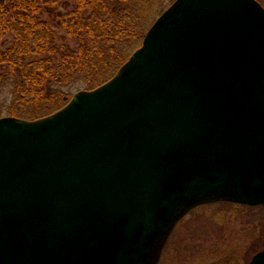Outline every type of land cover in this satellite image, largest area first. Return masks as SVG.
Here are the masks:
<instances>
[{
	"label": "water",
	"instance_id": "water-1",
	"mask_svg": "<svg viewBox=\"0 0 264 264\" xmlns=\"http://www.w3.org/2000/svg\"><path fill=\"white\" fill-rule=\"evenodd\" d=\"M218 202L264 209L256 0H175L107 82L0 118V264H158L176 224Z\"/></svg>",
	"mask_w": 264,
	"mask_h": 264
},
{
	"label": "trees",
	"instance_id": "trees-1",
	"mask_svg": "<svg viewBox=\"0 0 264 264\" xmlns=\"http://www.w3.org/2000/svg\"><path fill=\"white\" fill-rule=\"evenodd\" d=\"M134 1L0 0V97L9 95L0 118L52 114L66 104L64 88L78 77L88 90L106 82L101 72L134 35Z\"/></svg>",
	"mask_w": 264,
	"mask_h": 264
},
{
	"label": "rangeland",
	"instance_id": "rangeland-1",
	"mask_svg": "<svg viewBox=\"0 0 264 264\" xmlns=\"http://www.w3.org/2000/svg\"><path fill=\"white\" fill-rule=\"evenodd\" d=\"M174 1L135 0L133 2L134 10L130 12L133 23H130L129 31L134 35L131 34L132 36L130 35V38L117 49V58L111 61L109 64L111 66L106 71L101 72L102 78L106 77L108 81L115 75L131 54L141 46L146 33L156 19ZM257 1H261L264 6V0ZM41 18L46 19L45 16ZM55 32L58 36L64 38L66 36L62 29H55ZM109 76L111 77L108 78ZM64 89L68 94L66 98L64 97L66 103L76 92L88 90L81 77ZM8 96L7 90L1 95L0 109L6 108L2 106L1 100L8 99ZM263 248L264 210L261 207L231 203L207 204L190 211L176 225L158 264H249L252 256Z\"/></svg>",
	"mask_w": 264,
	"mask_h": 264
}]
</instances>
